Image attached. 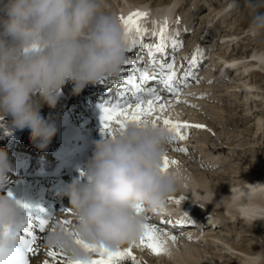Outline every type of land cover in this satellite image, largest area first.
Listing matches in <instances>:
<instances>
[{
    "label": "clouds",
    "instance_id": "clouds-1",
    "mask_svg": "<svg viewBox=\"0 0 264 264\" xmlns=\"http://www.w3.org/2000/svg\"><path fill=\"white\" fill-rule=\"evenodd\" d=\"M248 31L264 36V12L254 6ZM126 55L120 19L104 10L102 0H0V116L10 117L16 129H28L34 146L45 150L57 128L41 115L42 105L55 108L68 83L79 94L118 75ZM173 139L161 124L130 123L94 141L82 178H72L64 189L73 223L67 229L54 224L45 245L86 260L77 238L109 250L134 244L145 224L136 206L164 213L181 186L179 167L162 170ZM11 167L8 152L0 148V188ZM25 218L16 200L0 192V234L21 229ZM13 246L20 249L23 241Z\"/></svg>",
    "mask_w": 264,
    "mask_h": 264
},
{
    "label": "bare ground",
    "instance_id": "bare-ground-1",
    "mask_svg": "<svg viewBox=\"0 0 264 264\" xmlns=\"http://www.w3.org/2000/svg\"><path fill=\"white\" fill-rule=\"evenodd\" d=\"M114 1H116L115 2L116 6L115 7L112 6V7L114 9L116 8L115 10L117 11V14L115 15L118 18L120 16H128L130 13L135 11L146 12L147 16L143 17L141 20V26L144 29L160 30L161 28L164 27L166 22L170 34L173 36V39L177 41L176 34L178 33L180 34L181 28H183L181 22H179L180 18H177L179 13H176V10H178L177 7L179 0H122V1L114 0ZM126 3L128 4L125 5ZM241 3H243L242 0H226V2L223 5H221V7L218 8L217 10L209 7L211 11L208 12L209 15L208 18L206 19L208 21L210 19L213 20L214 18L212 16H220L221 18H224L230 15L232 12H234L239 6H241ZM231 4H233V6H230V8L226 10V6ZM193 6L196 7L198 5L195 4ZM185 14L187 15L190 14L193 16V10L192 9L188 10ZM172 19H175V21H173ZM186 23H188V26L191 27L190 26L191 22L188 19L184 20L182 24H186ZM232 25L234 24L232 23L231 27ZM184 28L186 29V27ZM185 29L183 30V32H185ZM200 34L201 31L198 32L196 31L193 38L197 37V39L195 40H198L199 39L198 36ZM231 35L235 36V33L234 32L230 34L225 33L223 34V36H221V38H225L224 36L230 37ZM253 37L254 36H252L251 38ZM207 38L209 37L207 36ZM207 38L205 39L204 36L202 42L203 43L208 42ZM257 38L258 37L253 38L255 43L258 40ZM195 40L194 42L192 41V44L197 43V42L195 43ZM224 40H223V44H220V46H218L219 50L218 52H216L217 53L216 56L211 55L212 56L211 57L209 55V51L204 50L205 45L203 47V44L202 47H200L199 49L200 51L197 53L198 55L196 56V63H198L201 59H204L202 65L209 57H211L210 58L211 62L208 63L209 66H207L204 79L206 80L205 83L208 82H213V83L208 85L201 83L202 85L201 86L199 85L200 87H196L195 84L194 87L196 88L193 87L194 88L193 90L190 89V87L188 86L191 82H194V80L189 81L191 79H188L186 83H184L182 86L179 87L180 89L179 102H177V98L171 95L170 93L162 96L165 102L171 101V105L168 107L167 111L164 112L162 115L170 118L172 121H182V122L186 121L190 124L193 123L194 125H200L199 117L196 116L195 114L192 115L193 113L192 108L197 103H199L198 105L204 103L205 105L207 104L206 106H212L210 102V97L212 96L208 95L210 89L207 87L209 85L216 86L217 80H219L220 83L223 84L225 83L227 85L225 86L226 88L230 87L229 91L233 92L232 95H234L235 98L238 97L237 99L241 103L238 106L243 108L244 105H246V108H243V113L240 114V120L244 122V119H246L244 125H246V123L249 125L247 127H242V123L241 125L234 124L233 123L234 117H232L230 119L231 122V126H229L230 130L228 131V132L231 131V133L228 134V132H226L225 135L222 136V138L224 139H221V137L218 134V136L220 137L218 139H221L222 144L236 143L235 139H238L236 137H238L240 133L241 135L242 134L245 135L244 130L249 132L251 131L249 129H252L251 125L252 124L256 125V127H254L255 129L254 130L252 129L253 134L251 135L250 133L249 138L248 135L245 136L247 137V140L244 139L243 142H240L243 143L242 146L240 147V152L242 154L246 152L249 153L251 159L248 163L246 162L245 164H242L241 169L233 168L229 170L228 175L226 176L220 175L222 179L218 181L216 184L212 183V182H216V178L211 180L209 179V177L205 176L204 173H201L199 171L195 173H185L184 171H181L182 172L181 186L179 190L175 193V195L171 197L170 202L175 203L178 208L181 209L186 208L185 209L187 212L186 214L196 213L197 217L194 219H190L189 221H186L185 227H180L177 230L176 227H170L164 221H157L153 215L145 216L147 217L148 223L157 225L163 232H166L169 235H175L174 233L179 232V235H181V236L176 235L175 242L165 238L167 252L164 254L155 255L152 253L151 250H148L149 252L148 255L154 256V258H158L156 259L157 261L155 262V264H209V263H205L203 259L204 255L209 252H214V255H212L213 254L212 253L210 254V257L213 261L215 262L217 261V264H222L218 262V259H221L223 264H235V263H231V259H236L241 264H264V238L261 237V235H264V168L262 167L263 172L261 173L259 171V167H260L259 164L253 162L256 160L257 155H258L257 159L260 158L263 159L264 157V149H261L260 147V145L264 142V128L262 131H260V129L262 128V124L260 123V120L264 121V113H262L261 117H257L255 115L254 117H257L255 119L254 117H252L253 113L251 111L249 110L246 111V109L248 108L247 105H249L248 103L254 101L256 97L254 95L253 82H251L252 80L250 77L248 78V76L250 75L252 76V74L261 75V72H264V47L262 48L259 46L257 48H254L251 54L242 53L238 55V52L231 53L228 52L227 48L225 47H223L224 49L222 48V45L224 46L226 45L225 42L228 45L229 44L232 45L233 43L232 40L230 39H227L225 41ZM238 40L239 39H236L235 37L233 39V41L236 43L238 42ZM177 42L179 43L180 48L183 49L189 50L193 47V45L192 46L188 45L189 42L186 44V46H183V43L180 44L181 43L180 41ZM215 58H218L219 61H221L219 62V65L215 62ZM224 62L228 63V66L226 68H222L219 72L218 68ZM202 65L198 68V70L204 67L205 64L203 66ZM211 65L214 66L211 67ZM229 70L231 71L229 72ZM195 73L196 75L198 74L197 70L195 71ZM230 74L232 76L228 78ZM196 75H194L192 79H194ZM225 75H227V77ZM262 76L264 77V75ZM223 78L224 79L226 78V80H223ZM229 79L232 80V82L229 81ZM219 85L224 87V85L222 84ZM259 86L264 87V84L262 83V85ZM223 87L221 88V90L223 89L227 90L226 88ZM192 93H195L196 95H191ZM202 96L204 97L206 96L205 100L209 102L200 99L202 98ZM67 98H69L68 100H73V97L66 96V98H64L62 95H60L58 100L59 103L56 105L55 108L52 109H57V108L59 109L60 107L65 108V104L68 101ZM43 107L49 109V107L46 104L42 105L41 109ZM204 107L205 106H203L202 109ZM183 112H187V114H184ZM209 113L210 114L213 113V110H211L210 108H209ZM241 116L245 118L243 117L241 118ZM4 118L5 117L1 119L2 122ZM9 119H10V123L0 122L2 123L0 124V126L4 127V130H2L4 131V134L0 136V141H1L0 146L6 143H7L6 146L11 145L17 147L26 144V139H23L24 137L23 135H26L28 133V129L19 130L14 128L11 124V118ZM217 120L218 119L215 120V118L213 117H208L207 122L213 124V126L215 127L217 122L219 121ZM207 125L208 124L206 122L203 124V126H207ZM99 131L101 132V129H99ZM188 131L182 129V132L185 135H187ZM197 131L198 133L201 132L202 135H199V137L194 138V140H188V138H186L185 140L178 139V143L187 145L188 143L193 142L195 143L194 144L195 148H193V150H197L198 153L199 152L205 153L204 147L207 144L205 143V137H206L205 135H207L206 133L207 131L204 130L203 128H198ZM20 132L23 133V135L20 136L21 141L19 143H14L16 136L20 134ZM246 134L248 133L246 132ZM260 134L263 137L260 136ZM3 137H5V139L1 140ZM107 137L108 136H106L105 138ZM259 137H262L261 143H259V141L257 140L259 139ZM223 147H225L224 144ZM223 147L218 146L217 144H213V146L208 147V149L210 148L211 152L207 151L206 156L204 157V159H209L206 162L208 163L207 165L217 166L224 161L225 157L215 156V152L219 151L218 153H220L221 151H223L220 150ZM169 148L176 149V151H178L177 149H179L175 145H170ZM169 150L170 149H168L167 152H169ZM260 152L263 153L259 154ZM172 167H177V166L175 164L170 163L169 168ZM225 179H229V181L228 182L224 181ZM10 180L13 185L15 184L24 185L23 181L25 179H18L14 177ZM223 184H226V186L220 187V185ZM30 188H32V186H29V189ZM57 195L54 196V198L57 197ZM181 197H183V199H181ZM60 199L61 198L55 200L53 204L45 203V204L35 205V209L33 210H26V209H22V210L25 215H30L33 221L36 223L39 222L41 216H46V218H48L49 216L54 217L51 222L52 225L56 224L57 220H64V219H70L73 223L72 216L62 213L65 209H70L71 207L70 204L67 203V208H66L64 207L65 203L60 204L59 202ZM62 199L64 200V198ZM175 201H180V202L176 203ZM173 206L174 205H171L170 207L172 208ZM242 224L244 227L241 226ZM196 225L201 228V232L200 233L197 232L196 234L193 233L188 234L190 236L186 238L187 236L186 232H188L190 229H194ZM225 225L226 228L224 227ZM238 225H240L241 227H239ZM35 232L38 235V240L36 245V247L38 248V254L30 260V264H43V261L46 259V251L49 249L44 243V236L47 233V231L41 234L39 233V229L36 228ZM233 235H235L234 239H232ZM180 237H183L184 239L182 240ZM249 238L254 241L250 243ZM221 243H223V245H226L227 247L226 250H225V246H222ZM208 244L212 245L211 247L214 248L216 251H212V250L208 251V248L206 249V246H208ZM130 247L133 249V254L138 264H146L145 263L146 260L152 263L150 259L146 257H145L146 259L145 258L140 259V257L138 258V253H140V249L138 247H133V246ZM227 249L231 251L229 252L227 251ZM143 251H145V248ZM223 256H228L229 258L226 260L225 258H223ZM162 257H166L168 263H162L160 261V258ZM128 264H132V262L129 261Z\"/></svg>",
    "mask_w": 264,
    "mask_h": 264
},
{
    "label": "rangeland",
    "instance_id": "rangeland-1",
    "mask_svg": "<svg viewBox=\"0 0 264 264\" xmlns=\"http://www.w3.org/2000/svg\"><path fill=\"white\" fill-rule=\"evenodd\" d=\"M106 1L102 0V2H103L102 5L104 7V10L107 12H110V13L112 12V14H114V15L117 14V11L115 10L116 8L115 9L113 8L116 6L115 5L116 1H114V0L113 1L112 0H106ZM119 1H122V0H119ZM110 2H111V4H110ZM225 2H226V0H179L178 7H177L178 10H176V13H179L177 18H180L179 22H181V25L183 27V28H181V33L178 36L179 39L177 38L179 41H181L180 44L183 43V46H186V44L189 42V44H188L189 46H192V45L194 46L195 44H192V41L194 42V40L197 39V37H195V38H193V37H194L196 31L197 32L201 31V34L198 36L199 41L195 40V42H197L196 45L202 47V44H203L202 39L204 38V36H205V39L208 36L209 37V38H207L208 42H205L204 45L209 50L205 49L204 45H203V47L206 51H209L210 56L211 55H214V56L217 55L216 52H218V50H219L218 46H220V41H223L224 39L225 40L230 39L233 42L232 45L231 44L228 45L225 42V44L227 45V46L225 45V47L230 48V49H227L228 52H231V53H235V52L237 53L238 52V55H240L242 53L243 54L244 53L245 54H251L253 52L254 48H257L259 46L263 48L264 47V36L258 37L257 38L258 40L255 43L253 40L254 37L251 38L253 35L248 31V25H249V21L251 19V11H252L253 6L258 11L264 12V0H242L243 3H241V6H239L230 15H228L224 18H221L220 16H212L214 19L213 20L210 19L208 21L206 18H208V15H209L208 12L211 11L209 9V7L217 10ZM107 4H108V6H107ZM127 4L128 3H126L125 5H127ZM195 4H197L198 6L194 7L193 5H195ZM191 9L193 10V16L190 14H188V15L185 14L188 10H191ZM186 19H188L191 22V25H190L191 27L188 26V23L182 24L184 22V20H186ZM172 20L175 21V19H172ZM225 20H226V22H225ZM208 23H210V27H209V29H206V26ZM229 23H230V25H229ZM232 23L235 25V26L232 25V27L234 26L233 28L231 27ZM184 27H186V29ZM226 27L227 28L229 27V28L227 29ZM184 29H185V33L183 32ZM232 32L235 33V36H233V35H231L230 37L224 36L225 38L221 39V36H223V34H225V33L230 34ZM234 37L236 39H239L237 43L233 41ZM182 38H187V39L183 40ZM200 47H199V49H200ZM231 48H233V49H231ZM213 50H215V51H213ZM211 57H209L206 60V61H208V63L211 62V59H210ZM206 61H205V63H206ZM204 66L205 67L201 68V71L200 70L198 71L197 77L195 78V82L189 85L190 89L194 90V88L200 87L202 84L208 85V84L213 83V82L205 83L206 80L204 79L203 76H201L202 80L200 79L199 73L204 74V73H206V70H207V67H206L207 64ZM213 66L214 65H211V67H213ZM231 70H229V72ZM256 70H259V69H256ZM222 71H224V70H222ZM248 75H245V76H248ZM262 75H264V72H261V75L252 74V76L251 75L248 76V78L249 77L251 78V80H252L251 82H253L254 95L256 96L254 101H251L248 103L249 105H247L248 108L246 109V111L249 110L253 113L252 117H254L255 115L257 117H261L262 113H264V87L259 86V85H262V83L264 84V77ZM225 76L227 77V75H225ZM230 76H232V75L230 74L228 78H230ZM221 80H222V78H221ZM223 80H226V78L225 79L223 78ZM229 81L232 82V80H230V79H229ZM195 84H196V87H194ZM216 84H217L216 86H210L209 85L207 87L210 89L208 95L212 96V97H210V102H211L212 106H206L207 104L205 105L204 103H202L201 105H198L199 103H197L192 108L193 109L192 115L195 114L196 116L199 117L200 125H203L205 122L208 124L207 126L202 127L204 130L207 131L206 132L207 135H205V136L208 137V138L205 137V143H207L204 147L205 153L204 152L198 153L197 150H193V148H195V145H194L195 143H193V142H190L187 145H184L181 143L177 144L178 139L171 140L170 143L166 147V152L168 151V149H170L169 152L166 153L168 158H169V161L176 160L178 163L175 165L177 167H179V169L181 171H184L185 173H195L197 171L204 173L205 176L209 177V179H211V180L216 178V182H212L213 184H216L218 181H220L222 179L220 175L226 176V175H228L229 170H231L233 168L241 169L242 164H245L246 162L248 163L250 161L251 156L249 153L246 152V153L242 154L240 152V147L243 144L240 142H243L244 139L247 140V137H245V136L248 135V138H249L250 133H251V135L253 134L252 129L254 130L255 129L254 127H256V125L252 124V122H253L252 121L251 122V124H252L251 128L252 129H249L251 131L248 132V131L244 130L245 135L244 134L241 135V133H240V135H238V137H236L238 139H235L236 143H233V144L223 143L225 145V147H223V144L221 143V139H224V138H222V136H224L225 133L230 130V127H229V126H231L230 119L232 117H234V121H233L234 124H240L241 125V123H242V127H247L249 124L246 123V125H244V122L246 121V119H244V122L240 120V114L243 113V108H246V105H244L243 108L238 106L239 104H241L240 101H238V99H237L238 97L235 98V96L232 95L233 92L229 91L230 87L229 88L225 87V86H227L225 83L224 84L220 83L219 80H217ZM219 84L224 85V87L220 86ZM222 87L226 88L227 90H224V89L221 90ZM191 95H196V94L192 93ZM205 97L202 96V98H200V99H203V101H207V100H205ZM197 99H199V98H197ZM207 102H209V101H207ZM203 106H205V107L202 109ZM209 108L211 110H213V113H211V114L209 113ZM183 113L187 114V112H183ZM206 117H207V119H208V117H213V118H215V120L218 119L219 121L217 120L218 122H217L216 126L214 127L213 124L207 122ZM242 117L243 116H241V118ZM257 117H254V118L256 119ZM0 118L2 119L3 116H0ZM9 118L10 117H8V118L5 117L3 119V122L10 123ZM235 118H236V120H235ZM243 118H245V117H243ZM226 121H227V123H226ZM0 122H2V121H0ZM260 123L262 124V128L260 129V131H262L264 128V121L260 120ZM113 130L116 133L118 131L117 126L113 125ZM185 130H187V131L189 130L187 135H186L188 140H194V138L199 137V135H202L201 132L198 133V131H197L198 127H191V128L185 129ZM246 132L248 134H246ZM230 133H231V131L228 132V134H230ZM218 134L221 137V139H218V138H220L218 136ZM106 136L109 137V135L106 132H103V136L101 135V138H105ZM228 136H227V138H228ZM260 136H262V135L260 134ZM242 137H244V138H242ZM262 137H259V139H257L259 141V143L262 142ZM15 141H17V140H15ZM213 144H217L218 146L223 147L222 149H220L223 151H221L220 153H218L219 151L215 152V156L225 157V159L222 163H220L219 165L215 164L217 166L207 165L208 163H206V162L209 159H204V157L206 156V152L207 151L211 152L210 148L208 149V147L213 146ZM170 145H177V147H179V149L180 148L184 149V147H185L186 151L185 152L176 151V149L169 148ZM182 145H184V147ZM260 147H261V149H264V142L260 145ZM190 148H191V150H190ZM228 149H229V151H228ZM262 153L260 152L259 154H262ZM194 156H195V158H194ZM257 158H258V155L256 156V160L253 162L259 164V166H260L259 171L262 173L263 172L262 167L264 168V166H263L264 165V157H263V159L260 158L261 161H260V159H257ZM201 162H202V164H201ZM201 166H204V167H201ZM224 181L228 182L229 179H225ZM225 186H226V184L220 185V187H225ZM238 226L244 227L243 224L241 226L240 225H238ZM224 227L226 228V225ZM176 235L181 236V235H179V232L175 233L174 236L176 237ZM189 236L190 235H187L186 238H188ZM232 237H233L232 239H234L235 235H233ZM261 237L264 238V235H261ZM180 238L182 240L184 239L183 237H180ZM250 238H249V242L252 243L254 240H252ZM255 238H257V237H255ZM139 239L134 244L129 245V247L130 246L138 247L140 249V253L137 252L138 258L140 257V259H143L146 257V258L150 259V261L152 262V263H150L148 260H146V262L144 261L146 264H155V262L157 261L156 259H158V258H154V256L148 255L149 249H147L143 246H140ZM223 239H225V238H223ZM227 241H229V240H227ZM209 245L210 244H208V246ZM221 245L225 246V250H226V248H227L226 245H223V243H221ZM208 246H206V249L208 248V251L209 250L216 251L214 248L211 247L212 245H210L209 247ZM144 248H145V251H143ZM227 251L230 252L231 250L227 249ZM210 254L214 255V252H209V253L205 254L204 258H203L204 262L209 263V264H217V261L215 262L211 259ZM223 258H225L227 260L229 257L223 256ZM160 261L162 263H168L166 257L160 258ZM218 262L223 264L221 259H218ZM231 263L241 264L236 259H231Z\"/></svg>",
    "mask_w": 264,
    "mask_h": 264
},
{
    "label": "snow or ice",
    "instance_id": "snow-or-ice-1",
    "mask_svg": "<svg viewBox=\"0 0 264 264\" xmlns=\"http://www.w3.org/2000/svg\"><path fill=\"white\" fill-rule=\"evenodd\" d=\"M146 12L135 11L130 13L127 17L120 16V23L124 33V43L129 52H131L137 46H141V38L145 32V29L141 26V20L146 17ZM167 32V24L159 30V32H153V35L159 37L160 42L149 47L150 57H152L150 63L153 66L159 65L163 70L159 75L149 76L148 73L142 72L140 75L141 80H156L159 79L164 89L171 95L177 98L179 102L180 91L177 86V74L175 71V61L171 62H159L155 59V53H164L166 43L164 42V36ZM180 46L179 43L173 40V47ZM197 52L200 50L197 49ZM134 61L129 58L126 59L124 64L131 65ZM197 67L196 56L194 55L192 60L189 62V67L184 71L181 77V82L186 83L189 77L195 75V68ZM124 79L123 76L120 78ZM104 83L102 79L100 81ZM127 84L131 87V94L128 95V89H125L121 93L120 97L115 103L108 102L102 105V116H101V131L106 132L109 136H114L113 125L117 126L118 131L126 129L128 124H143L147 125L151 123L153 126L161 124L167 128L174 136V139L185 140L187 137L182 132V129H188L191 127L202 128L203 125H192L186 121H172L170 118L163 116L162 114L167 111L171 105V101L165 102L162 96L159 94L157 88H149L146 91L141 87V84L137 82L135 76L128 78ZM178 151L185 152L186 149L180 148ZM177 164L176 160L169 161L167 155L163 161V171L169 168V165ZM12 197V194H8ZM14 199V197H12ZM171 199V198H170ZM183 199V197H181ZM179 203L180 201H175ZM17 205L21 209H27L29 206L21 201H16ZM136 214L142 215L145 209L142 206H136ZM62 213L72 216L71 209H65ZM25 224L21 229L16 232H11L5 229L0 234V264H30V260L38 254L37 240L38 235L35 229H39V233H44L50 228L54 227L51 224L54 217L49 216L46 219H39L36 223L33 221L30 215H25ZM145 218L144 232L139 239L140 246H143L152 251L155 255H161L167 252L166 239H170L173 242L176 241L174 235H169L163 232L157 225L150 224ZM56 224L65 226L67 229L72 221L70 219L57 220ZM17 240L23 241V247L20 249L15 248L14 242ZM78 245L82 246L85 252L88 254V259H74L67 255L62 250L49 248L46 251V259L43 264H128L129 261L132 264H138L133 254L131 247L119 248L116 250H109L101 245H89L78 238L75 241ZM31 254V255H30Z\"/></svg>",
    "mask_w": 264,
    "mask_h": 264
}]
</instances>
